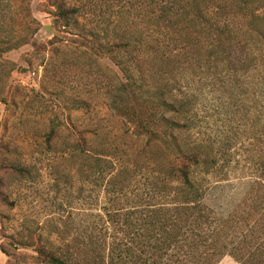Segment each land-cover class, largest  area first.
Segmentation results:
<instances>
[{
	"label": "trees",
	"instance_id": "1",
	"mask_svg": "<svg viewBox=\"0 0 264 264\" xmlns=\"http://www.w3.org/2000/svg\"><path fill=\"white\" fill-rule=\"evenodd\" d=\"M32 1L0 7L5 12H0V59L31 44L38 33ZM49 2L58 33L84 30L78 7L67 0ZM170 2L180 5L154 11V21L164 27L158 37L138 27L131 34L134 26L123 17L116 26L131 29L119 33V41L103 43L97 33L88 35L93 54L108 56L119 70L113 71L117 80L107 104L133 126L139 145L123 155L119 148L99 151L90 146L92 129L68 131L69 148L94 159L100 172L108 170L107 201L73 232L66 217L56 229L66 238L37 249L43 264H219L226 256L240 264H264V125L252 135L258 140L249 149L250 175L238 177L243 196L224 214L206 195L215 182L231 179L226 156L232 147L227 137L205 135L197 118L217 95L246 113L264 99V0ZM12 25L15 30H9ZM144 27L149 28L146 22ZM196 76L214 93L205 100L204 87L193 82ZM6 79L0 65V102ZM56 121L46 133L49 145L60 132ZM5 169L27 172L2 159L0 170ZM2 250L13 255L5 244Z\"/></svg>",
	"mask_w": 264,
	"mask_h": 264
},
{
	"label": "rangeland",
	"instance_id": "2",
	"mask_svg": "<svg viewBox=\"0 0 264 264\" xmlns=\"http://www.w3.org/2000/svg\"><path fill=\"white\" fill-rule=\"evenodd\" d=\"M17 1L0 0V7L12 8ZM67 1L79 8V24L84 30L58 33L53 24L54 6L49 0H33V16L41 23L33 42L0 59L7 73L0 102V160L27 167V172L0 170V264H43L37 249L42 242L50 245L66 238V234L56 233L66 217L67 230L73 232L78 222L88 220L90 213L106 203L108 170L100 172L94 159L69 148L70 129H92L90 146L99 151L119 148L123 155L139 145L131 134L133 126L109 109L107 94L117 80L113 71L119 70L108 56L93 54L89 33H97L103 43L119 41V33L131 29L116 26L114 21L123 17V22L134 26L131 34L138 27L153 30L158 37L164 27L154 21L156 6L180 5L171 0ZM145 22L149 28L144 27ZM15 29L14 25L9 28ZM56 35L61 39L50 44ZM131 50L135 52L133 46ZM196 78L193 82L204 87V100L214 94L204 78ZM217 96L204 104L197 118L205 135L219 140L227 137L232 147L226 156L231 179L215 182L206 195L209 204L227 214L245 190L238 177L243 172L250 175L249 149L258 140L252 137L254 131L260 134L264 125V99L246 113L229 98ZM52 119L57 120L60 132L49 145L46 133ZM3 244L12 256L3 252ZM219 264L240 263L226 256Z\"/></svg>",
	"mask_w": 264,
	"mask_h": 264
}]
</instances>
